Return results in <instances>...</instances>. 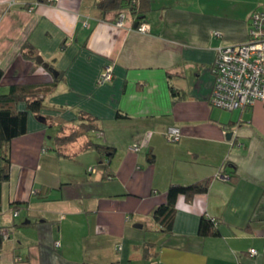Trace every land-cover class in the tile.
<instances>
[{
    "label": "crops",
    "instance_id": "0c3cea01",
    "mask_svg": "<svg viewBox=\"0 0 264 264\" xmlns=\"http://www.w3.org/2000/svg\"><path fill=\"white\" fill-rule=\"evenodd\" d=\"M105 1L0 0V91L54 86L47 118L30 113L10 143L0 264H264V102L211 104L219 50L249 40L264 0H134L125 26ZM81 115L99 130H82ZM172 126L178 142L165 136ZM208 179L207 192L179 198L171 232L159 226L172 186ZM205 216L217 234H200Z\"/></svg>",
    "mask_w": 264,
    "mask_h": 264
},
{
    "label": "trees",
    "instance_id": "16d2710c",
    "mask_svg": "<svg viewBox=\"0 0 264 264\" xmlns=\"http://www.w3.org/2000/svg\"><path fill=\"white\" fill-rule=\"evenodd\" d=\"M134 0H106L104 5L111 9H129L128 12L137 13V6ZM121 10V11H122ZM120 11V13H121ZM119 13V15H120ZM4 71L0 69V86ZM54 86L49 84L40 85H23L12 84L7 92L0 91V191L2 183L10 178V143L13 139L26 134L28 131V119L30 113L35 114L38 118H47L41 114V109L44 107L45 98L52 94ZM20 104H24V108H20ZM87 119L86 123L81 124L82 130H99V127L92 124L91 116L81 115ZM80 137L78 131L72 132L69 135L57 137L58 146H65L75 142ZM103 155H108L114 152V149L108 144L92 143V146ZM103 165V161L101 162ZM235 177V176H232ZM211 179L193 185L172 186L168 193V201L159 206L154 212L156 222L167 231L173 230L175 217L177 214L178 201L181 196H186L187 199L194 198L199 193H204L209 190ZM15 208H17L15 206ZM217 224L212 218L204 217L200 225V234L208 236L217 234ZM3 237L0 236V250L2 247ZM121 245H118V250Z\"/></svg>",
    "mask_w": 264,
    "mask_h": 264
},
{
    "label": "built area",
    "instance_id": "2783aa9c",
    "mask_svg": "<svg viewBox=\"0 0 264 264\" xmlns=\"http://www.w3.org/2000/svg\"><path fill=\"white\" fill-rule=\"evenodd\" d=\"M59 0H36L40 2L57 3ZM128 13L122 11L117 20L118 25L125 26L128 22ZM139 31L148 32L150 27L143 23ZM217 35L221 32L217 31ZM216 81L211 104L215 107L227 110H244L252 107L257 102H264V6L258 8L251 20L250 38L247 42L239 45L226 46L219 50L217 60L213 67ZM114 78L113 65L107 66L101 75V82H109ZM183 130L180 127H170L165 136L169 142L181 140ZM140 151L139 146L133 148ZM95 172L96 168H90ZM17 216L19 212L13 211ZM216 221V219H214ZM217 224V221H216ZM4 238L9 237V231L3 230ZM119 249H123L121 245ZM253 254H258L257 249H252Z\"/></svg>",
    "mask_w": 264,
    "mask_h": 264
},
{
    "label": "water",
    "instance_id": "95a60500",
    "mask_svg": "<svg viewBox=\"0 0 264 264\" xmlns=\"http://www.w3.org/2000/svg\"><path fill=\"white\" fill-rule=\"evenodd\" d=\"M36 60H37L39 63L43 64L44 67H46V68H50L49 63L45 62L44 59H43L41 56H38V57L36 58ZM233 134H234L233 131H232V132H229V133H228L229 138H231V137L233 136Z\"/></svg>",
    "mask_w": 264,
    "mask_h": 264
},
{
    "label": "rangeland",
    "instance_id": "374dc122",
    "mask_svg": "<svg viewBox=\"0 0 264 264\" xmlns=\"http://www.w3.org/2000/svg\"><path fill=\"white\" fill-rule=\"evenodd\" d=\"M23 107H24V104H21V105H20V108L23 109ZM220 109H221V108H220ZM222 110H223V109H222Z\"/></svg>",
    "mask_w": 264,
    "mask_h": 264
}]
</instances>
